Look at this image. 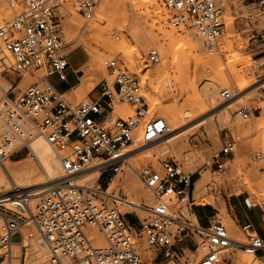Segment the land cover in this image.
<instances>
[{"label": "built area", "instance_id": "built-area-1", "mask_svg": "<svg viewBox=\"0 0 264 264\" xmlns=\"http://www.w3.org/2000/svg\"><path fill=\"white\" fill-rule=\"evenodd\" d=\"M2 2L11 7L20 4L23 10L0 27V76L6 74L13 87V75L22 77L40 70L44 75L25 90L7 94L0 104V166L22 152L30 154V144L44 136L58 151L65 177L49 187L33 207L30 192L15 183L7 192H0V264H11L12 246L29 221L48 247V264H237L234 256L240 251L253 257L250 264H264V230L259 233L252 224L242 225L247 236L243 242L231 237L220 221L204 228L193 208V175L171 159L162 163V170L148 166L140 172V179L156 203L139 227L127 221L115 208L117 198L108 189L123 171L125 150L135 144L136 135L141 131L144 141L152 143L167 134L166 121L148 119L150 108L141 78L128 74L117 60L105 61L112 83L103 81L98 94L88 102L70 104L51 81L68 79L70 64L60 13L66 0ZM163 2L173 25L193 29L209 51L217 46L224 33L227 0ZM77 6L80 14L90 19L97 2L79 0ZM259 6L264 10V0ZM249 39L264 54V25ZM3 49L11 54L12 62L4 56ZM159 58L158 51L153 50L146 64H155ZM223 96L225 100L233 98L229 90ZM117 104H129L134 114L118 117ZM239 113L247 119L253 112L245 108ZM232 153L233 143L225 140L222 156ZM91 164L100 173L96 186L72 184L71 178L87 171ZM7 203L14 206L7 207ZM262 223L264 227V210ZM90 228L99 230L105 246L95 244L87 231ZM144 251L153 253L154 258L145 259Z\"/></svg>", "mask_w": 264, "mask_h": 264}, {"label": "rangeland", "instance_id": "rangeland-1", "mask_svg": "<svg viewBox=\"0 0 264 264\" xmlns=\"http://www.w3.org/2000/svg\"><path fill=\"white\" fill-rule=\"evenodd\" d=\"M78 1L79 0H66L60 9L61 16H63L62 35L65 44V53L68 54L70 64L69 76H72L74 81V87L64 93L65 99L72 105L83 104L98 94V89L103 81L108 80L112 83L113 77L110 76V72L105 66L106 60H117L122 65L124 70L128 72V74L139 76L142 81L143 93H148L150 86L149 79L144 78L146 73H150L162 66L161 49L153 44L149 48L145 49V45L143 46L141 44V40L146 37L159 39L162 36L152 7H145L140 10L142 12L136 11L133 0H130L129 15L125 16L120 13L112 16L107 22L106 20L102 22L99 29L94 30L92 29L91 24L97 19L101 10L100 8L102 7L101 4H103L102 2L104 0H94L97 2V8L94 15L90 19L80 14L77 6ZM2 3L7 5L5 6L3 4L7 8L6 13L8 18L4 23H2V25H0V27L6 25L16 14L23 10V7L20 4H16L14 7H11L7 2ZM160 3L165 6L163 0H160ZM259 3L260 0H227L226 10L223 17L225 23L224 33L219 38L217 46L212 51L203 47L201 41L196 37L193 29L190 27H177L173 25L171 22V13L165 6L168 11L167 22L169 26L174 27V29H176L180 34H192L193 38L196 42H198L203 55H212L215 52H219L218 50L222 47L223 39L226 38L230 32H234L235 37L233 38V48L228 52L219 53L220 63L225 69L226 74L232 78L233 85L231 88H225L221 84H218V87L221 92L229 89L232 95L235 94V97L232 98V100H225L224 96L221 95L223 103L219 104V108L211 110V112L207 115L191 122L180 130L179 134H182L179 136V141H177L174 145L171 143L169 148H164V145H167L168 143L161 145L149 152L151 156L143 159H141V156H136L131 160H128V156L125 157L126 163L123 167V171L118 175L112 187H110L109 193L114 195L118 194L119 198L122 199H128L129 195L132 200L135 199V195L129 193L125 189L126 179L131 176L135 180H139V183L142 185V192H147L146 194H150L151 198H153L152 204L147 202L144 203V201H140L139 203L137 201L141 209H131L129 212L124 214L121 213V204L119 202L116 203L115 208L117 211L123 214L125 219L132 225L139 227L141 220H144L149 216L150 209L156 203V199L153 194L141 182L139 173L148 166H153L157 170H162V163L171 159L177 162V164L180 165L186 173L193 175L195 180L194 193L196 189H199L200 198L198 201L201 203L196 204L194 202V210L201 206L209 209L214 214H218L215 220L222 222L226 228L227 219H231L234 225L233 232H229L231 237L240 241H247V236L241 228L242 222H238L235 213L238 207L251 220L253 215H260L263 213L264 197L262 196V189L259 183L264 182V143H262V132H253L249 135L246 134L247 132H239L237 127L254 121L255 116H260L262 111H264V54H261L257 49H255L249 39L253 32L260 30V28L264 25V10L259 6ZM227 7L230 8L229 12L227 11ZM72 9L78 14L77 18L73 15ZM228 14H230V17L233 19L230 28H228L227 23L228 18H230ZM131 16H134L136 19V27L132 25ZM124 40L128 44V50L132 53H136L138 49L143 50L140 60L136 59L137 61H135L137 64H135V67L139 66L138 68L142 70L141 74L137 73L138 70L136 71V68L132 67L130 61L123 52H115L110 56L105 55L104 57H101V61L104 63L106 68V77H103L101 73H96L88 83V85H92L91 89L82 88L81 86L83 83L81 78L92 70V61L95 59V56H97V53L95 52H97V50L104 52L109 46L108 44H110V41L120 43ZM240 48H242L241 60L238 59L236 54L237 50ZM153 50L158 51L160 56L159 61L155 64L147 65L146 60L150 52ZM240 61H247V64L243 66ZM10 62H12V60ZM197 63V60L190 54V51L176 46V52L172 54L170 58V63L168 65L169 68L167 71L168 73L166 72L167 76L165 74V78H162L163 80H166L163 85L165 84L169 90L167 95L164 96V103H171L175 101L173 96L177 95L179 99L178 105L182 106L185 104L188 94L186 92H182L179 84L182 82L183 77V82L186 80V77H189V75L190 77H193L192 75H194L196 68L200 67ZM236 65L238 66L237 69H241L243 67L244 73H246L245 77L240 80L241 82L255 78L251 86L245 90V93H248V97L246 96L242 100H238L242 92H240L237 82L234 80L232 75ZM200 68H202V66ZM200 68L198 69L199 74L197 77V84L202 87L203 78L201 74L202 69ZM43 75L44 72L42 70L36 71L33 74H24L22 77L13 75L14 77L12 78L15 80L13 87H11V85L6 86L5 79L8 80V77L6 74L1 75L0 88H3V90L0 89V104L6 98L7 94L12 96L13 94L18 93L19 90H25L30 85L38 82L40 77ZM24 79L25 81L30 79V83L26 87L21 88V81ZM159 81L162 82L161 79ZM147 103L150 108L148 119H151L155 117L156 111L152 110L149 102ZM231 103H233V108L238 112L237 114H239V122L236 121L235 118H232L231 123L226 122L224 117L223 120L222 118L219 119L221 109ZM245 108L253 112L250 118L245 119L239 113V111ZM115 113L118 117H121L122 113H127L128 115L125 116L128 117L134 114V108L129 104H117L115 106ZM141 133L142 132L140 131L138 134ZM225 140H230L233 143V153L226 157L221 154ZM147 145H145V147H150L152 144ZM133 148H135V145L127 147L126 150L129 151ZM28 155L29 154L27 152H22L13 156L11 161L22 162L13 165L11 164L12 167L21 168L32 163ZM220 163L225 164L223 167H219L218 164ZM134 165L135 167H133ZM204 175H206L209 180L204 182L199 188L197 187L196 182ZM106 182L107 180L104 179L102 184L105 186ZM239 191L242 192L240 196L237 194ZM40 197L41 196L36 198L30 197V205L32 207L35 206L39 202ZM145 204L149 206L147 207ZM10 205L11 204H7L6 206ZM27 228L29 233L37 232L36 234L42 239L33 223H30ZM21 233L18 237L20 244L23 242V234ZM198 240L200 242L202 241L200 238H198ZM45 249L46 256L42 254L43 262H47V256L49 254L47 245ZM143 249H146V246H144ZM12 251L14 257L11 260V264H39L30 245L21 247L20 254L16 253V245L12 246ZM144 256L147 260H152L154 258L153 253L150 251H144ZM234 257L238 260V262L236 261L237 264H250L253 261V257L247 253L238 252Z\"/></svg>", "mask_w": 264, "mask_h": 264}, {"label": "bare ground", "instance_id": "bare-ground-1", "mask_svg": "<svg viewBox=\"0 0 264 264\" xmlns=\"http://www.w3.org/2000/svg\"><path fill=\"white\" fill-rule=\"evenodd\" d=\"M129 2L130 0H104L102 2L103 4H101L102 7L100 8L101 10L97 16V19L94 20L91 24L92 29L94 30L99 29L102 22H104L105 20L107 22L108 20H110L112 16L118 15L120 13L124 14L125 16L129 15V12H130ZM133 2H134V7L136 11H140L141 9L145 7H149V6L152 7L153 12L155 13L153 14L155 15L157 22L159 24V29H160L159 31L162 34L161 38L159 39L158 38L154 39L152 37H146L143 40H141L142 41L141 44L143 46L145 45L144 46L145 49L149 48L153 44L159 47L162 52V66L158 67L157 69H155L154 71L150 73L147 72L144 77L146 79H149V86H150L149 92L144 94V96L146 97L147 102H149V104L151 105L152 110L156 111L155 117L153 118H162L166 121L168 125V131H167L168 135L166 134L164 137L152 143H146L143 139L142 133L138 134V136L136 135L135 144H134L135 148L129 151L128 150L125 151L126 156H128V160H131L132 158L136 156H141V159L145 157H149L151 156L149 152L152 149L157 148L166 143L168 144L164 145V148H169V146H171V143L173 145L176 144V142L179 141L178 140L179 136L182 134V133L179 134L180 130H182L184 127H186L191 122H194L198 120L199 118L207 115L209 112H211V110L213 109L215 110V108H219L218 107L219 104L223 103L222 98H221V95L223 96V92L220 91L218 84H221L225 88H231L233 85L232 78H230L226 74L225 69L220 63L219 53L230 51L234 46L233 38L235 37L234 32L233 31L230 32L227 35V37L223 39L222 47L220 48V50H218L219 52H215L212 55H203L201 53V49L198 45V42H196L192 34H188V33L180 34L176 29H174V27L169 26L167 22L168 11L166 7L162 5V3H160V0H133ZM3 4L4 3L0 4V25H2V23H4L6 19L8 18V15L6 13L7 8L5 7L7 5L4 4L5 5L4 6ZM128 4H129V7H128ZM227 11L228 12L230 11L229 7H227ZM72 13L75 16V18L78 17V14L74 10L72 11ZM228 15L230 17V14ZM131 20H132L131 21L132 25L136 27L137 22L134 16H131ZM232 22H233L232 17L228 18L227 20L228 28L231 27ZM108 45L109 46L107 47V49H105L104 52H100L98 50L97 52H95L97 53V56H95V59L92 61V67L94 69L92 68V70L89 73L85 74L83 78H81L82 83H83V84L81 83L82 88L91 89L92 85L90 86L88 85V83L90 82V80L96 73H101L103 77H106V68L104 66V63L101 61V57H104L105 55L110 56L114 54L115 52H120V51L123 52L126 55L127 59L130 61L132 67L136 68V71L138 70L137 73L141 74L142 70L138 68L139 66L135 67L137 65L135 61H137L136 59L140 60L142 51H143L142 49H138L136 53H132L130 50H128V44L125 42V40L120 43H117L115 41H110V44ZM176 46H178V48H183L185 50L190 51V54L197 60L198 62L197 64H199L200 67L202 66V68L200 67L196 68L194 75H192L193 77H190L189 75V77H186V80L184 82H183L184 77H183V80L181 79L182 82H180L179 85L182 89V92L183 93L186 92L188 94L187 101L182 106L178 105L179 99L177 95L173 96L175 98V101L171 103H167V102L164 103V96L167 95L169 90L165 84L163 85V83L166 80H163L162 78H165L164 75L168 71V68H169L168 65L170 63V58L172 54L176 52ZM3 50L5 53L4 56L8 58V61L9 60L11 61L12 60L11 54L5 51V49ZM236 54H237L238 59L241 60L242 48L238 49ZM244 62L240 61V63L243 66L247 64V61H244ZM237 67H238L237 65L236 67H234L232 75H233L234 80L237 82L240 92H242L238 100H242L248 95V93H245V90H247V88L251 86L255 78L241 82L240 80L245 77L246 73H244L243 67L241 69L240 68L237 69ZM199 68L202 69V73H201L202 78H203L202 87H200L197 84ZM160 79L162 80V82L159 81ZM29 83H30V79L29 80L27 79V81H25L24 79L21 81L20 87L24 88ZM5 85L6 86L11 85L12 87V83L7 79H5ZM0 89L3 90V88H0ZM234 97H235V94H233V98ZM232 104L233 103L225 106L224 108L222 107L223 109H221L220 111L221 115L219 116V119L222 118L223 120V117H224L226 122H229V123L232 122V118H235V120L238 122L240 121V118L238 117L239 114H237L238 112L235 111ZM127 113L125 114L122 113L121 117L124 118L125 115L129 114ZM126 117L127 116H125V118ZM237 130L241 133L247 132L246 134H249V135L252 134L253 132H259V133L262 132L261 133L262 134L261 137L263 140L262 143H264V111H262L260 116H255L254 121H251L250 123L246 125H239L237 127ZM147 144H152V145H150V147H145V145ZM30 148H31V153L28 156H29V159L32 161V163H30L29 165H25L21 168H15V167H12V165L21 163L22 161L13 162L11 161V159H9L4 162V165L0 166V189H2L0 190V192H7L8 190H10L11 184L15 183L20 188L25 189L28 192H30V196L32 198H36V197L42 196L49 187L55 186L64 180L65 172L62 166L60 155L58 151L46 140L44 136L37 137L30 144ZM94 166L95 165L91 164L90 168L87 171L79 174L78 176L71 178L72 184L76 186H84L87 188H92L96 186L100 173L97 168H93ZM133 167H135V165ZM117 177L118 176H116L113 182H111L110 187H112ZM139 178H140V173H139ZM208 180L209 178L206 175L202 176L196 182L197 187L200 188V186ZM259 184L261 185L262 196L264 197V182L259 183ZM110 187L108 189V193H109ZM125 189L129 193L134 194L136 198L132 200L129 195L128 199H122V198H119L118 194L117 195L115 194V197L117 198L116 199L117 202L121 204V213L123 214L127 213L131 209H134V210L141 209L137 201L139 203L140 201H144V203L147 202V203L152 204L153 198H151L150 194H146L147 192L146 193L142 192V185L139 183V180L137 181L131 176L128 177L126 179ZM241 193L242 192L239 191L237 194L240 196ZM193 198L194 200H196L195 201L196 204H201L198 201V199L200 198L199 189L195 190ZM7 204H11V203H7ZM12 206H14V204H11L10 206H7V207H12ZM145 206L148 207L149 205L145 204ZM30 223L32 222L29 221L26 225H24L21 228L22 229L21 234H23V242L20 244L19 241H16L13 244L14 246L16 245V248H17L16 253L20 254L21 247L30 245L33 249L34 254L36 255L37 262L39 264H48L50 261V253L47 256L48 257L47 262H43L42 260L43 255L46 256V251H45L46 245L44 241L36 234L37 232L29 233V230L27 227L30 225ZM233 226H234L233 221L231 219H227V228L229 232H233ZM87 231L91 234V237L95 240V244L97 246L106 245V241L104 237L101 236L102 234L99 232L98 229L90 228ZM240 252L245 253L244 251H240ZM236 261L238 262L237 258H236Z\"/></svg>", "mask_w": 264, "mask_h": 264}, {"label": "crops", "instance_id": "crops-1", "mask_svg": "<svg viewBox=\"0 0 264 264\" xmlns=\"http://www.w3.org/2000/svg\"><path fill=\"white\" fill-rule=\"evenodd\" d=\"M68 77L69 78L65 82H61L56 78H52L51 81L60 92L66 93L74 87V81L72 79V76H69V70H68ZM194 212L199 223L204 228H209L210 224L216 221L215 219L218 215V214H214L209 209L201 206L196 208ZM235 215L238 222L240 223L242 222L241 226L245 224H252L257 232L263 233L264 227L262 223V214L253 215L251 220L248 216H246V214L240 208L237 207Z\"/></svg>", "mask_w": 264, "mask_h": 264}]
</instances>
